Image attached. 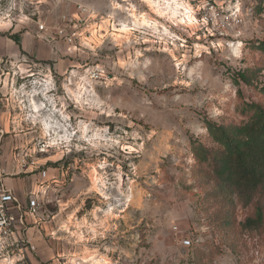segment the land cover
<instances>
[{"label": "rangeland", "instance_id": "374dc122", "mask_svg": "<svg viewBox=\"0 0 264 264\" xmlns=\"http://www.w3.org/2000/svg\"><path fill=\"white\" fill-rule=\"evenodd\" d=\"M213 5L240 8L241 24L204 23ZM52 37L60 69L0 58V115L50 183L0 211V264H264V221L243 227L264 212V187L238 195L219 182L221 147L206 128L246 123L244 103L264 107V0H0V50ZM32 194L34 217L83 228L62 247L85 261H40ZM90 227L124 236L93 243Z\"/></svg>", "mask_w": 264, "mask_h": 264}, {"label": "crops", "instance_id": "0c3cea01", "mask_svg": "<svg viewBox=\"0 0 264 264\" xmlns=\"http://www.w3.org/2000/svg\"><path fill=\"white\" fill-rule=\"evenodd\" d=\"M12 43L13 45H15V42L12 41ZM22 45L23 50H0V58L3 56L8 57V59L11 60L12 63L15 61L18 66L21 62L26 61L25 58L27 57L48 62V66H52L51 62H53V66L56 67V69H60L62 67V46L61 42L57 41V37H52V40L49 38L47 39V41H35L34 39H31L27 40V44L22 43ZM15 47H17V45ZM70 54L73 57V51L70 52ZM68 67L69 69L71 68L73 70V61L71 59H69ZM14 124L15 122L11 121L6 114L0 115V172H3L1 180L4 183L5 188L13 192V194L21 204L23 202L26 203V196L28 192L32 191V193H34L35 190L47 191V189L50 188V183L48 182L49 175L46 170L41 173L40 177H38V175L36 174L38 166L35 160L30 159V161H27L24 156L21 155V153L17 154V152H15V149L17 148H15L14 139H16V133H14V131H16L17 128ZM9 134H11V140L10 136L7 137ZM44 163L46 162L44 161ZM22 171H24L25 174H28V176L25 179L16 178L15 175H18ZM12 172L13 174H10ZM44 172H46V178L42 177V174ZM60 183L62 184L63 181ZM32 195V197L35 196L34 194ZM56 215L58 216L60 215V213H56ZM29 217L30 219L35 220L32 223L31 227L28 229L29 235L34 234V231H38L40 234L36 236V239L33 238L32 241L37 247V254L40 257L41 262L60 263L62 261L69 263L71 261H85L82 255H78V253L72 254V252L69 253L67 249L62 247V241H69L70 237L64 232H73V238H75V241H73V243H75L77 246L80 243V233L78 234V232L79 230H81V233L84 234L83 228L67 229L63 228L64 223L62 224L61 222L47 223L43 222V218L41 219L40 217H37L39 218L37 219L33 215ZM99 224L97 225L96 223L95 225L99 227ZM85 231L87 232V235L85 237L86 240H91L93 241V243L96 241H98L99 243H104V241H106L108 238L110 239L111 236L117 239H120L124 236L120 235V233H122L123 231H120L119 228L115 229V231H117V234L115 236L107 232L106 228L104 231H102L90 227L88 230L85 229ZM96 258H99L98 254L96 255ZM107 259L110 261V255H107Z\"/></svg>", "mask_w": 264, "mask_h": 264}, {"label": "trees", "instance_id": "16d2710c", "mask_svg": "<svg viewBox=\"0 0 264 264\" xmlns=\"http://www.w3.org/2000/svg\"><path fill=\"white\" fill-rule=\"evenodd\" d=\"M259 50L264 52V42L259 43ZM238 78L246 85L250 80L245 73ZM243 110L251 113L249 120L239 126L224 127L214 123L206 124L212 140L219 144L221 151L211 158L219 182L234 189L238 195L252 193L264 187V107L257 103H244ZM195 155L202 161H208L209 150L202 146L193 147ZM264 212L257 206L255 214L248 217L244 228H259L263 225Z\"/></svg>", "mask_w": 264, "mask_h": 264}, {"label": "built area", "instance_id": "2783aa9c", "mask_svg": "<svg viewBox=\"0 0 264 264\" xmlns=\"http://www.w3.org/2000/svg\"><path fill=\"white\" fill-rule=\"evenodd\" d=\"M223 7V6H222ZM211 12L210 14L204 13L202 16V21L206 24L208 23H215L218 22L220 29L223 31H226L227 29H232V25L235 23H240L242 22V18L240 17V8L235 7L231 10H224V8H217L216 5L211 6ZM239 13V14H238ZM39 30L43 31L45 30L44 25L40 24L39 25ZM62 33V32H61ZM59 32V34H61ZM72 34H70L69 37H66L67 43H73V38L76 37L77 34L76 32L72 31ZM50 36V35H48ZM3 172H0V208L1 212L3 213L4 206L7 204H16L18 207H20L19 200L16 198V196L11 192L10 190L6 189L4 186V183L1 180ZM45 176V172L43 173ZM33 196V195H32ZM39 207V202L37 198L34 196L30 200V214L33 216H36L38 214L37 210ZM187 245L191 244V241H185Z\"/></svg>", "mask_w": 264, "mask_h": 264}, {"label": "bare ground", "instance_id": "6f19581e", "mask_svg": "<svg viewBox=\"0 0 264 264\" xmlns=\"http://www.w3.org/2000/svg\"><path fill=\"white\" fill-rule=\"evenodd\" d=\"M125 29H126V27H125Z\"/></svg>", "mask_w": 264, "mask_h": 264}]
</instances>
